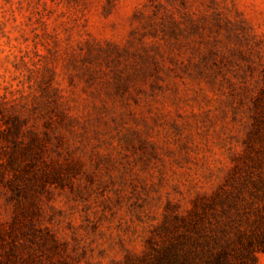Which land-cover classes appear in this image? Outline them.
Returning <instances> with one entry per match:
<instances>
[{"label": "rangeland", "instance_id": "obj_1", "mask_svg": "<svg viewBox=\"0 0 264 264\" xmlns=\"http://www.w3.org/2000/svg\"><path fill=\"white\" fill-rule=\"evenodd\" d=\"M263 70L264 0H0V227L17 219L15 254H140L166 211L238 163Z\"/></svg>", "mask_w": 264, "mask_h": 264}, {"label": "trees", "instance_id": "obj_2", "mask_svg": "<svg viewBox=\"0 0 264 264\" xmlns=\"http://www.w3.org/2000/svg\"><path fill=\"white\" fill-rule=\"evenodd\" d=\"M15 220L0 227V264L30 262L29 255L15 254ZM260 254H264V70L242 153L223 182L211 193L198 195L185 212L166 211L140 254L127 253L109 264H257ZM52 264H62V258Z\"/></svg>", "mask_w": 264, "mask_h": 264}]
</instances>
